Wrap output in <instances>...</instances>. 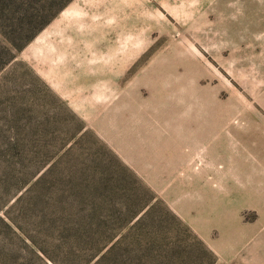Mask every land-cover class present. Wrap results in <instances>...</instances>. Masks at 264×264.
Returning a JSON list of instances; mask_svg holds the SVG:
<instances>
[{
	"label": "rangeland",
	"instance_id": "rangeland-1",
	"mask_svg": "<svg viewBox=\"0 0 264 264\" xmlns=\"http://www.w3.org/2000/svg\"><path fill=\"white\" fill-rule=\"evenodd\" d=\"M63 1L0 0V264H264V0Z\"/></svg>",
	"mask_w": 264,
	"mask_h": 264
},
{
	"label": "trees",
	"instance_id": "trees-1",
	"mask_svg": "<svg viewBox=\"0 0 264 264\" xmlns=\"http://www.w3.org/2000/svg\"><path fill=\"white\" fill-rule=\"evenodd\" d=\"M68 0H65V1H63L57 8H59L61 5H63L65 2H67ZM50 15L52 16V13H50ZM51 16H49V17H47V20L51 17ZM46 19L43 21V23L44 22H46L47 21ZM43 23H41V25L43 24Z\"/></svg>",
	"mask_w": 264,
	"mask_h": 264
}]
</instances>
